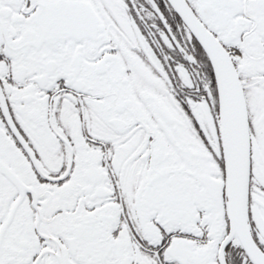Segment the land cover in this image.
Here are the masks:
<instances>
[{"label":"snow or ice","instance_id":"obj_1","mask_svg":"<svg viewBox=\"0 0 264 264\" xmlns=\"http://www.w3.org/2000/svg\"><path fill=\"white\" fill-rule=\"evenodd\" d=\"M0 264H264V0H0Z\"/></svg>","mask_w":264,"mask_h":264}]
</instances>
